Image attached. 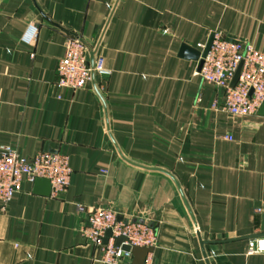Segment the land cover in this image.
I'll return each instance as SVG.
<instances>
[{
  "label": "crops",
  "instance_id": "crops-1",
  "mask_svg": "<svg viewBox=\"0 0 264 264\" xmlns=\"http://www.w3.org/2000/svg\"><path fill=\"white\" fill-rule=\"evenodd\" d=\"M212 31L262 50L264 0H0V145L61 151L71 168L59 196L22 183L0 209V264H113L80 236L77 203L146 222L143 264H264L247 254L264 238V116L221 111V90L180 52ZM73 34L107 73L58 90Z\"/></svg>",
  "mask_w": 264,
  "mask_h": 264
},
{
  "label": "built area",
  "instance_id": "built-area-1",
  "mask_svg": "<svg viewBox=\"0 0 264 264\" xmlns=\"http://www.w3.org/2000/svg\"><path fill=\"white\" fill-rule=\"evenodd\" d=\"M35 34V25L28 24L20 40L30 44ZM209 37L208 48L203 56L199 55L202 61L195 73L203 81L221 90V111L233 117L255 115L264 99V48L255 49L247 42L223 37L218 31L210 32ZM197 47L201 53L205 44L198 43ZM89 49L93 51L91 65L86 60ZM96 49V44L85 43L79 35L66 36L62 56L56 63L55 88L75 91L91 81V73L106 74L103 58ZM238 66L237 78L230 86L229 81ZM56 97L59 98L60 95L57 94ZM212 107H218L216 102L212 103ZM70 175L71 168L64 152L39 151L26 157L12 145L1 144L0 209H6L12 195L20 190L22 183H33L36 178L47 179L49 195L57 197L67 187ZM75 209L84 216L87 223L80 224V236L98 247L100 260L104 263L114 264L125 260L126 264H131V254L121 249L122 245L152 248L155 243L153 229L142 220L117 219L112 208L102 205L86 206L77 203ZM106 230L110 233L103 242ZM117 237H121L122 241L115 245ZM258 252H264V238L248 239L247 254ZM148 254L149 252L146 256Z\"/></svg>",
  "mask_w": 264,
  "mask_h": 264
},
{
  "label": "water",
  "instance_id": "water-1",
  "mask_svg": "<svg viewBox=\"0 0 264 264\" xmlns=\"http://www.w3.org/2000/svg\"><path fill=\"white\" fill-rule=\"evenodd\" d=\"M209 41H210V37L208 38L207 42L205 43V48L203 49V51L200 53L197 50H192L189 49L187 47H183L182 50L180 51L185 57L188 58H192L194 60L197 61V69H199L200 65H201V59L199 58V55L203 56L208 48L209 45ZM188 50V53L187 51ZM92 57H93V51L92 50H88L87 56H86V60L88 62L89 65H91L92 63ZM238 70H239V66L236 68L231 80L229 81V85L232 86L237 78V74H238ZM93 74L91 73V78H92ZM257 115L260 116H264V99L262 100L261 104L259 105L257 111H256ZM32 188L34 191L39 192L40 194L43 195H48L49 194V183L47 179L44 178H36L33 183H32ZM117 219H120V216H117ZM109 230L105 231L104 237L102 238V241L105 242L106 241V237L109 235ZM122 241L121 237H117L114 240V244L118 245L120 242ZM200 244L202 245L203 242L200 241ZM121 249L125 250V251H129L131 254V264H143L144 262V258L146 256V254L148 252L152 251L151 247H138V246H128V245H122ZM204 255V252H203ZM204 258L206 259L205 255Z\"/></svg>",
  "mask_w": 264,
  "mask_h": 264
}]
</instances>
